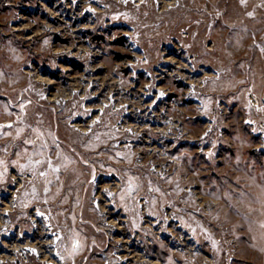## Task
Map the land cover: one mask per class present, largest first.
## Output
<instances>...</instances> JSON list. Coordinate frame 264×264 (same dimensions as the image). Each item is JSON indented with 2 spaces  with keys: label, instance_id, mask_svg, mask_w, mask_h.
I'll return each mask as SVG.
<instances>
[{
  "label": "rangeland",
  "instance_id": "1",
  "mask_svg": "<svg viewBox=\"0 0 264 264\" xmlns=\"http://www.w3.org/2000/svg\"><path fill=\"white\" fill-rule=\"evenodd\" d=\"M53 261L264 264V0H0V264Z\"/></svg>",
  "mask_w": 264,
  "mask_h": 264
},
{
  "label": "bare ground",
  "instance_id": "2",
  "mask_svg": "<svg viewBox=\"0 0 264 264\" xmlns=\"http://www.w3.org/2000/svg\"><path fill=\"white\" fill-rule=\"evenodd\" d=\"M250 97L252 96L251 94L249 95ZM49 100H54V98H51V99H49ZM251 101H252V99H251ZM55 102V101H54ZM254 102V101H253ZM253 106H258V103L256 104V103H253L252 104ZM13 178H16V177H14L13 176ZM13 193H11V195H12ZM34 214H36V216H35V218H44V216L41 214V213H39V212H35ZM33 220H34V218H33ZM44 220V219H43ZM46 220V219H45ZM56 237V236H55ZM13 248V247H12ZM26 249H28L27 247H26ZM26 251V250H25ZM35 252H36V250H35ZM36 255V254H35ZM46 256V255H45ZM124 258V257H123ZM126 258V257H125ZM51 261V260H50ZM52 264H57L56 262L54 263V261L52 262Z\"/></svg>",
  "mask_w": 264,
  "mask_h": 264
},
{
  "label": "built area",
  "instance_id": "3",
  "mask_svg": "<svg viewBox=\"0 0 264 264\" xmlns=\"http://www.w3.org/2000/svg\"><path fill=\"white\" fill-rule=\"evenodd\" d=\"M251 93L248 94V96L250 95ZM252 95V94H251ZM252 99V101H251ZM254 101V102H253ZM249 102L250 104L252 105L253 103H258V100H257V97L255 95H252L251 97L249 96ZM257 108V111L260 110V108L258 106H255Z\"/></svg>",
  "mask_w": 264,
  "mask_h": 264
}]
</instances>
